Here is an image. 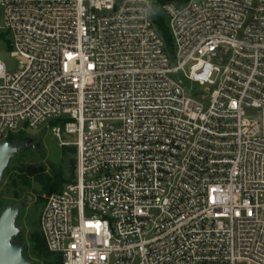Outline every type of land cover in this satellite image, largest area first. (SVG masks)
<instances>
[{"label":"built area","instance_id":"built-area-1","mask_svg":"<svg viewBox=\"0 0 264 264\" xmlns=\"http://www.w3.org/2000/svg\"><path fill=\"white\" fill-rule=\"evenodd\" d=\"M154 5L0 0V142L73 138L40 218L62 264H264V0L164 3L170 43Z\"/></svg>","mask_w":264,"mask_h":264},{"label":"rangeland","instance_id":"rangeland-1","mask_svg":"<svg viewBox=\"0 0 264 264\" xmlns=\"http://www.w3.org/2000/svg\"><path fill=\"white\" fill-rule=\"evenodd\" d=\"M0 59L5 63L8 73L19 70V60L11 55V47L6 40H0ZM214 89L209 84L200 87V91L206 95ZM22 132V140L12 142L18 150L8 154L0 176V215L8 208H17L14 218L17 232L12 242L21 246L30 264H45L44 254L33 246L35 233L40 232V218L46 197L60 191L75 178L74 148L62 142H71L73 138L65 136L59 140L47 126ZM12 135L17 137L19 132ZM48 179L59 180L56 190L46 185ZM48 257L54 255L48 254Z\"/></svg>","mask_w":264,"mask_h":264},{"label":"water","instance_id":"water-1","mask_svg":"<svg viewBox=\"0 0 264 264\" xmlns=\"http://www.w3.org/2000/svg\"><path fill=\"white\" fill-rule=\"evenodd\" d=\"M18 150L11 142H0V176L6 164L9 153ZM16 207L6 209L0 215V264H30V260L23 254L21 246L12 242L17 228L14 225Z\"/></svg>","mask_w":264,"mask_h":264},{"label":"trees","instance_id":"trees-1","mask_svg":"<svg viewBox=\"0 0 264 264\" xmlns=\"http://www.w3.org/2000/svg\"><path fill=\"white\" fill-rule=\"evenodd\" d=\"M186 1H188V0H155V5H154L152 17H153L154 23L156 24L157 28L159 29V31L161 32V34L164 36V38L166 39V41L168 43L171 42V38H170V35H169V31L167 29V26L165 24V19H164L163 14H162V12L160 10V6L162 4L168 3V2H176L178 4H182V3L186 2ZM0 37H1V35H0ZM22 135H23L22 131L19 132V135L17 137H15L14 135H10L7 138V141H9L11 143L12 142L13 143H15V142L17 143V140H18L20 142V140H22V137H23ZM58 184H59V180L58 181H54V180H50V179L46 180V185L52 190H56L58 188ZM35 235H36V239L34 241L33 246L39 252H41V254L42 253L44 254L45 264H62V257L60 255L50 253L47 250V247H46L45 242L43 240L41 231L40 232H36ZM39 235H41V238H40ZM48 254L54 255V257L49 258Z\"/></svg>","mask_w":264,"mask_h":264}]
</instances>
